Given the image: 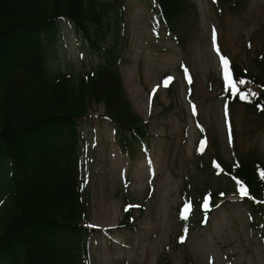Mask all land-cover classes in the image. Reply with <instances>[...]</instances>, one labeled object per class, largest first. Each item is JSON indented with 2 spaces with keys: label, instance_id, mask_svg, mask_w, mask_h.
I'll return each instance as SVG.
<instances>
[{
  "label": "rangeland",
  "instance_id": "374dc122",
  "mask_svg": "<svg viewBox=\"0 0 264 264\" xmlns=\"http://www.w3.org/2000/svg\"><path fill=\"white\" fill-rule=\"evenodd\" d=\"M122 1L125 43L118 72L147 134L143 148L129 157L96 102L77 127L88 263L264 264V232L253 221L260 215L249 203L264 199L248 200L237 181L203 165L214 157L228 167L247 157L264 164L262 119L239 103L227 105L223 87L241 83L228 69L225 78L222 63L225 57L250 69L255 59L264 62V0H238L233 11L192 0L180 44L153 0ZM58 31L53 67L73 75L90 70L96 61L72 27L60 20ZM117 158L125 163L114 165ZM10 169L8 160L0 161V203ZM208 189L217 204L186 227L183 191L198 199ZM125 211L129 226L122 227Z\"/></svg>",
  "mask_w": 264,
  "mask_h": 264
},
{
  "label": "trees",
  "instance_id": "16d2710c",
  "mask_svg": "<svg viewBox=\"0 0 264 264\" xmlns=\"http://www.w3.org/2000/svg\"><path fill=\"white\" fill-rule=\"evenodd\" d=\"M158 17L177 43L194 8L192 0H154ZM217 11H233L238 0H210ZM65 20L94 57L91 69L76 74L53 67ZM122 0H0V161L10 162V181L0 203V264H89L81 225L85 205L77 127L91 102L102 103L115 126L119 147L134 157L147 132L132 112L118 72L124 47ZM225 58V57H223ZM225 66L237 89L224 86L227 105L239 103L262 119L264 128V62L243 69ZM254 93H247L242 85ZM254 94L256 96L254 97ZM241 95H246L242 99ZM246 188L248 200L264 199V164L258 157L239 158L228 167L218 158L203 163ZM194 199L183 191V225L190 226L210 208L215 193L208 189ZM249 203L252 204L251 201ZM251 208L264 232V204ZM126 212V211H125ZM129 212L120 222L127 227Z\"/></svg>",
  "mask_w": 264,
  "mask_h": 264
},
{
  "label": "snow or ice",
  "instance_id": "6c2138e0",
  "mask_svg": "<svg viewBox=\"0 0 264 264\" xmlns=\"http://www.w3.org/2000/svg\"><path fill=\"white\" fill-rule=\"evenodd\" d=\"M222 63H223L225 66H227V63H228L227 58H223V57H222ZM225 78H226V79H230V78L228 77V75H227V68H226V76H225ZM172 79H173V78L170 77V76L167 77L166 80L164 81L165 86H167V81L172 80ZM240 83H244V81L241 80ZM232 87H233V89H235V88H236V85H235V84H232ZM241 98H242V99H246L247 97H246V95H241ZM262 176H264V173H262ZM240 191H241L242 195H247L246 188L241 187V188H240ZM221 195H223V194H221ZM189 207H190V205L186 206V208H189ZM202 207H203L204 209H208V208L210 207V204L207 203V202H205V203L202 205ZM183 239H184V237H181V241H183Z\"/></svg>",
  "mask_w": 264,
  "mask_h": 264
},
{
  "label": "bare ground",
  "instance_id": "6f19581e",
  "mask_svg": "<svg viewBox=\"0 0 264 264\" xmlns=\"http://www.w3.org/2000/svg\"><path fill=\"white\" fill-rule=\"evenodd\" d=\"M112 163L114 164V165H119V164H124L125 163V161H123L122 159H120V158H117V159H115V160H112ZM135 173H139V172H135ZM141 176V175H140ZM139 176V177H140Z\"/></svg>",
  "mask_w": 264,
  "mask_h": 264
}]
</instances>
